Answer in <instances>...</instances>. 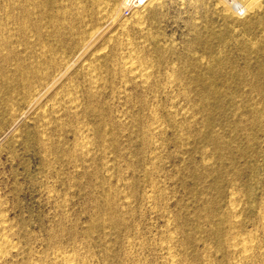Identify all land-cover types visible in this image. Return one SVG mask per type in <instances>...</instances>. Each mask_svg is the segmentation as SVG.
Wrapping results in <instances>:
<instances>
[{"label":"rangeland","instance_id":"obj_1","mask_svg":"<svg viewBox=\"0 0 264 264\" xmlns=\"http://www.w3.org/2000/svg\"><path fill=\"white\" fill-rule=\"evenodd\" d=\"M32 1L0 0V264H264V0Z\"/></svg>","mask_w":264,"mask_h":264},{"label":"bare ground","instance_id":"obj_2","mask_svg":"<svg viewBox=\"0 0 264 264\" xmlns=\"http://www.w3.org/2000/svg\"><path fill=\"white\" fill-rule=\"evenodd\" d=\"M34 1V0H33ZM32 1V2H33ZM62 1V0H61ZM75 1V0H74ZM97 1V0H96ZM103 1V0H102ZM125 1V0H124ZM149 1H151V0H135V3H138V2H141V4H144V3H149ZM160 1V0H159ZM238 1H240V0H238ZM244 2H241L242 3V5H243V7L245 8V10H247V8H248V5H250V3H253L255 0H243ZM59 3H60V1H58ZM65 2V1H64ZM67 2V1H66ZM77 2V1H76ZM75 2V3H76ZM104 2H106V0L104 1ZM155 3V2H154ZM161 3V2H160ZM14 4V3H13ZM17 4V3H16ZM38 4V3H37ZM56 4V3H55ZM104 4V3H103ZM123 4V3H122ZM150 4H152V3H150ZM149 4V5H150ZM69 5H70V2H69ZM99 5H102V3H100ZM126 5V4H125ZM138 5V4H137ZM145 5V4H144ZM143 5V6H144ZM149 5H147L148 7H149ZM78 6V5H77ZM121 6V5H120ZM136 6V5H135ZM97 7V6H96ZM129 7V6H128ZM15 8V7H14ZM104 8V7H103ZM106 8V7H105ZM117 8H119V7H117ZM95 9H97V8H95ZM225 9H226V7H225ZM227 9H230L229 7H227ZM102 10V9H101ZM67 11V10H66ZM100 11V10H99ZM101 12V11H100ZM22 14V13H21ZM98 14H99V12H98ZM121 14V13H120ZM33 15V14H32ZM62 17V16H61ZM113 17V16H112ZM13 24V23H12ZM26 25V24H25ZM29 28V27H28ZM12 30V29H11ZM28 30V29H27ZM12 32V31H11ZM8 37V36H7ZM3 38V37H2ZM11 38V37H10ZM29 39V38H28ZM116 42H118V41H116ZM42 43V42H41ZM47 45V44H46ZM119 46V45H118ZM17 47V46H16ZM29 47V46H28ZM27 50V49H26ZM43 52V51H42ZM42 58V57H41ZM51 60V59H50ZM58 61V60H57ZM61 62V61H60ZM54 63V62H53ZM115 64V63H114ZM118 64V63H117ZM49 65V64H48ZM52 67V66H51ZM89 74V73H88ZM84 75V74H83ZM86 75V74H85ZM139 76H141V75H139ZM148 76H149V74H148ZM144 77V76H143ZM146 78V77H145ZM148 78V77H147ZM141 82V81H140ZM92 91V90H91ZM60 111V110H59ZM141 125V124H140ZM147 128V127H146ZM41 136V135H40ZM149 139V138H148ZM146 140V139H145ZM150 140V139H149ZM147 141V140H146ZM233 197V196H232ZM230 198V197H229ZM238 199V198H237ZM228 204V203H227ZM240 204V203H239ZM229 205V204H228ZM233 206V205H232ZM234 208V207H233ZM235 210V209H234ZM261 215V214H260ZM232 217V216H231ZM234 217V216H233ZM236 219V218H235ZM234 220V219H233ZM235 221V220H234ZM233 229V228H232ZM233 235V234H232ZM246 236H248V235H246ZM232 237V236H231ZM252 237V236H251ZM232 240V239H231ZM230 240V241H231ZM233 240H234V242H233V245H231L230 243V246H232V247H234V251H235V249H238L239 248V250L240 251H242V252H246V250L250 247L249 246V242H250V240H249V238H244V237H241V238H237L236 237V235L233 237ZM251 243V242H250ZM227 246V245H226ZM229 246V247H230ZM252 248V247H251ZM254 249V248H253ZM236 251H238V250H236ZM245 252H244V254H245ZM252 252V251H251ZM236 254V253H235ZM238 254V253H237ZM243 254V253H242ZM249 254V253H248ZM245 256V255H244ZM73 257V256H72ZM246 260V259H245ZM242 263V262H241ZM234 264H237V262L235 263L234 262Z\"/></svg>","mask_w":264,"mask_h":264},{"label":"built area","instance_id":"obj_3","mask_svg":"<svg viewBox=\"0 0 264 264\" xmlns=\"http://www.w3.org/2000/svg\"><path fill=\"white\" fill-rule=\"evenodd\" d=\"M221 3L224 7H229L237 17H243L245 15V8L240 1L221 0Z\"/></svg>","mask_w":264,"mask_h":264}]
</instances>
